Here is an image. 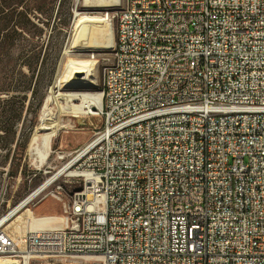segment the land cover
I'll return each mask as SVG.
<instances>
[{
  "label": "built area",
  "instance_id": "1",
  "mask_svg": "<svg viewBox=\"0 0 264 264\" xmlns=\"http://www.w3.org/2000/svg\"><path fill=\"white\" fill-rule=\"evenodd\" d=\"M114 17L104 122L24 198L63 219L16 238L10 209L0 264H264V0H125Z\"/></svg>",
  "mask_w": 264,
  "mask_h": 264
},
{
  "label": "rangeland",
  "instance_id": "2",
  "mask_svg": "<svg viewBox=\"0 0 264 264\" xmlns=\"http://www.w3.org/2000/svg\"><path fill=\"white\" fill-rule=\"evenodd\" d=\"M124 1L98 9L84 5V0H67L63 5L61 0H26L23 8H19L27 9L32 23L13 33L7 61L9 71L5 75L0 73V99L8 100L0 101V185H6L0 217L54 176L65 162L62 156L83 146L102 126L104 116L100 109L85 115L63 114L61 119L72 120L74 126L54 134L47 160L38 166L35 156L28 151L46 96L51 90H57L74 62L94 63L96 80L88 85L87 91L102 93L101 76L104 67L111 62L116 38L114 15ZM16 19L20 21L19 17ZM101 20L111 26L114 41L106 42L101 37L97 26ZM33 87L35 96L31 92ZM52 108L56 112L57 106L53 104ZM27 207L44 216L36 219L29 211L26 213L32 217L36 228L44 229L63 219V203L51 195L37 201L36 206ZM24 233L18 230L16 235L21 238ZM48 256L35 258L32 264H101L97 257L90 255Z\"/></svg>",
  "mask_w": 264,
  "mask_h": 264
},
{
  "label": "bare ground",
  "instance_id": "3",
  "mask_svg": "<svg viewBox=\"0 0 264 264\" xmlns=\"http://www.w3.org/2000/svg\"><path fill=\"white\" fill-rule=\"evenodd\" d=\"M119 1L84 0V5L102 9L120 5L121 2ZM97 26L100 29L99 31L104 41H114L112 28L106 20L99 21ZM94 66V63L89 60L74 62L67 75L64 76L63 80H60L61 82L57 90H51L48 96H46L39 115V124L36 126L28 144V151L35 156L38 166L47 160L54 134L62 128L74 126L72 120L68 119L64 121L61 119V115H85L95 113L96 110L101 109L103 94L98 91H87L88 85L94 84L96 80ZM113 68L114 61H111L104 67L103 74H108V70H113ZM75 77H80L81 79L77 80ZM53 104L57 106L56 112L53 111ZM62 171L63 169H60L54 176L40 185L34 193L44 188L50 181L58 177ZM77 182L79 184H85V177H77ZM33 195L31 194L28 198L22 200L11 212L22 208ZM28 211L36 219L44 218L40 217L41 215L39 214L37 215L30 207L27 208L26 206L22 208L7 223V228L12 231L15 237L17 236L16 232L18 230L25 232L27 230L42 229L34 227L32 217L30 215L26 216ZM8 217V215H5L1 217V220L4 221ZM59 253L61 252H46V255L56 256Z\"/></svg>",
  "mask_w": 264,
  "mask_h": 264
},
{
  "label": "trees",
  "instance_id": "4",
  "mask_svg": "<svg viewBox=\"0 0 264 264\" xmlns=\"http://www.w3.org/2000/svg\"><path fill=\"white\" fill-rule=\"evenodd\" d=\"M26 0H0V73L7 74L8 66L7 61L10 54V42L13 33L17 32L18 28H23L32 23V19L27 11L23 8L22 4ZM67 0H61L60 4L63 5ZM15 17H19L20 21L15 20ZM21 25V26H20ZM27 68L31 71L30 64H26ZM37 83V82H36ZM32 95L35 96L36 88L31 89ZM1 102L8 101L6 99H0ZM2 138V137H0Z\"/></svg>",
  "mask_w": 264,
  "mask_h": 264
}]
</instances>
